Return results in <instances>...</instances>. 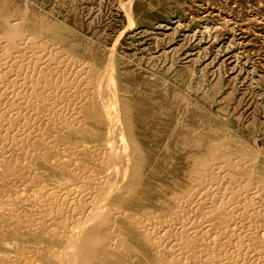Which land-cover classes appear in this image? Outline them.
I'll list each match as a JSON object with an SVG mask.
<instances>
[{
  "label": "rangeland",
  "instance_id": "1",
  "mask_svg": "<svg viewBox=\"0 0 264 264\" xmlns=\"http://www.w3.org/2000/svg\"><path fill=\"white\" fill-rule=\"evenodd\" d=\"M6 17H10V19L14 17L18 19L21 18L22 20L24 19V22L28 24L32 31H40L41 27H45V29L49 28L50 34L45 32V36L47 35L48 38L47 43L51 46L54 44L56 48L60 45L58 49L63 48L68 56L74 57L80 61V63L84 62L87 65L93 66V68L96 67L95 69H98V75L100 74L102 78L104 76L106 80L104 81L103 78L101 81V77L97 76L101 83L108 81L107 70L111 69L112 72L115 71L113 73V82L116 87L114 88L119 94L117 95L120 100H118L119 111L122 109L120 111L123 116L124 124V126H122L124 131L122 130V132H124L123 134L127 140L129 137L131 138V140L129 139L128 141L132 145L133 150L136 151V154L134 152L133 155L140 156V164H142L143 167L139 165V174L136 178V189L133 194L127 199L119 198L114 199L116 203L114 200L112 202L115 206L113 210H116L113 213L119 216L117 218L116 215L114 216L115 222L118 226H121H119L120 228L116 226V228L118 227L119 233L117 232V235L115 232L116 235L112 234L111 238L114 236V238H112L113 244H116L114 246H117V244L121 242L123 247L109 250L104 254L102 253V256L100 255L99 259H96V262H94L95 264H183L184 262V264H210L209 261H211L212 258L211 264H225L224 259H226L227 264L238 263L239 259H242L239 260V262H242L238 264H244V261L245 264H247L252 258L255 260L253 259L250 262L251 264H264V208H262L264 207V194L263 196L260 195L261 198L259 195H256L251 199L250 205L252 207L254 206L253 208H251L249 204H246L243 206V211L240 209V212H247V215L249 214L246 219H243V222L246 224H244L245 228L241 229L240 227L239 229L237 227L238 232H236V230L234 232L229 229L227 230L225 225L222 227L223 224L213 218L214 216L212 213L215 212L216 205L218 206L221 202L223 204L225 202V199H222L224 198L222 194L229 189L228 184L224 183L225 174H228L225 173L227 172L226 169L221 168L222 166H217L218 168L216 169L215 165L213 169V166L210 165L215 164V161H213L211 157H215L219 153L228 154L232 152L240 154L248 161L256 162V168L258 170L261 169L259 171L260 176L263 177L261 180L264 179V172H262L264 171V0H0V24L3 23L2 20ZM108 61L110 63H108ZM114 74H116V77ZM3 103H5L4 100L0 99V104L2 107H5L6 105L4 106ZM1 105L0 108H2ZM14 108L17 111L10 109L11 112L9 111L10 115L8 116L11 118L10 120L13 119L11 122L15 124V128L13 129L15 132L12 131V134L9 133L7 137H2L0 135V264H22V262L23 264H61L62 260H64L62 258L64 256L63 250L65 241L63 236L60 237V234L65 230L68 221L70 223V216L76 208V206L73 205L74 202L70 201V199H72V193H74L76 187V190H78V188L80 190H85L87 186L86 183L88 182L87 180H80L81 182H79V180L71 178L68 174H64L62 170L60 171V169L57 168L54 161L51 160V153L50 155L48 151L41 150L42 147L32 142V140L23 139L22 137L27 133L23 134V136L21 133L23 130H26L27 126L29 127L31 123L26 115H22L28 111L27 106L19 105V107L16 106ZM38 110L33 112L35 114L32 113L33 118L39 121H37V123L35 122L37 124L34 127V129L37 130L36 136L39 137L43 135L45 138H50V136L53 137L51 135L52 129L50 130L49 125L45 123L46 121H40V118L43 119L41 116L44 114L41 111L42 109L39 110L40 113ZM23 123L26 128L23 126ZM50 123L51 122H49V124ZM129 123H131V125ZM20 124L23 127L16 126ZM94 128H98L103 135H101L100 138L88 139V142L91 144L87 143V145L92 147L95 146L99 149V147L106 144L104 141H106L105 135H107L108 128L103 124ZM18 130L20 133H18ZM169 130H171V132ZM209 130H212L210 131L212 134ZM215 130L216 132H214ZM48 132L50 133L48 134ZM179 133L183 134L184 136H182L184 138H182ZM10 134L11 136L9 137ZM179 135L180 137H178ZM38 137L36 138L38 139ZM225 137L226 141H224ZM61 138L64 140L67 137ZM182 139L186 142L182 141ZM193 140L195 141L192 143ZM21 142L27 143L21 144ZM195 143H198V147L201 148L199 149L197 146H193V144L196 145ZM212 143H215V145H211ZM220 143H222L223 146ZM190 144L193 148H191ZM25 145H27V148ZM219 145L221 147L225 145V148H220ZM214 149L218 150L210 152V150ZM222 149L225 152H222ZM234 150L236 152H234ZM242 150L244 153H242ZM144 152L145 154H143ZM66 154L69 153L66 152ZM193 154H196L198 157L201 155L202 158L200 161H202V163L204 160L207 161V166L210 167H207V171L205 172L210 175L212 170V173H216L220 179L224 178L220 180L222 182L218 181L217 177L215 181L212 179V181L215 182L214 184L211 182V179H208L210 178L208 174L207 178L205 172L201 179L204 181L203 183L201 181V183L191 181L194 180L193 169L196 165V163L190 159V155ZM211 154H213V156H211ZM144 156L145 158H143ZM203 156L206 157L207 160ZM67 158L68 156L66 160ZM85 162H88L87 159H85L84 163ZM86 165H88V163H86ZM208 169H210L209 172ZM207 183L209 186L211 185L210 188H208ZM197 184H199V186ZM150 185L151 187L147 188V186ZM63 186H66L64 190L67 191V194H64ZM67 187L70 191L67 190ZM202 187H204L203 189L205 190H203ZM216 187L220 189H215ZM225 187L227 189H225ZM199 189L201 197L198 195L200 193L198 192ZM194 191H197V196L199 197L196 196V192ZM186 192H189L191 196ZM191 192H194V196ZM221 192L222 194H220ZM186 194V198L188 197L187 201L185 197H183ZM142 196L144 198H142ZM170 197L174 199L171 200ZM181 197L185 200L183 201ZM205 197H207V202ZM193 198L195 199L191 201ZM208 198L210 200L212 198V202L208 201ZM176 199L179 202L175 201ZM162 201L163 203L161 204L160 202ZM68 202L71 203L68 204ZM192 202H194L195 205H193ZM252 202H254V204L256 203L257 207H255ZM248 203H250V200ZM206 204H210L211 206L214 205L212 207H210V205L207 207L205 206ZM178 205L181 207H178ZM196 205V208L192 207ZM70 207L73 208V210H71ZM180 208L184 209L180 211ZM117 209L121 212L124 210L128 212V214L132 213L133 218H135L134 221L132 223L127 222L123 216L117 214ZM174 209H179V214L178 212L176 214ZM163 210H165L166 213L160 214ZM200 211H204V214L201 213L203 215L206 214V217H204ZM70 212L71 214L69 216ZM147 212L152 213L146 215L148 214ZM66 213L67 215L65 218L64 216L62 217V215ZM168 213L169 215H167ZM182 213L186 216L184 217ZM208 214H210V217L212 215L213 219H209L210 217H208ZM135 215L138 216V218L135 217ZM152 215L154 216L150 219ZM163 215L167 220L170 218L173 220L176 218L177 221L179 220L178 222L176 221L178 227L176 225L173 228L169 227V224H167L168 221L165 219L166 222L164 218H161ZM179 215L184 217L181 216L183 220ZM145 216L149 217L146 218ZM156 216L158 219L161 216V221L158 220ZM249 216L253 218H249ZM66 217L69 218V220ZM121 217L123 218L121 219ZM136 218L139 219V223L136 222ZM145 218L146 220L150 219V222L144 223ZM154 219L157 221H154ZM59 220L61 222H64V220L68 221H66L64 225L61 224ZM151 220L154 222L159 221V224L157 223L158 225L155 224L153 226ZM162 220L166 225H164ZM251 220H254L252 221V223L254 222L253 224L246 223ZM191 221H194L195 225L196 223L200 224H197L195 227ZM140 223L147 224V226L149 224L151 225V227L149 225L145 233L149 234L150 232L151 235L154 234L152 236H155L159 232V235H156L153 239L151 238L153 243L157 241L156 243L158 246L153 245L152 247L151 245L153 243L151 241L149 242V240L146 241L148 234L145 235L142 230L139 231ZM187 223L190 226L193 224L192 226L195 230L198 228L199 231L194 230V232L189 235L185 246L182 242H179L181 241L179 240V236L181 235L180 231L185 228V226L187 228ZM205 223L207 226H205ZM132 225H135V228H132ZM60 226L64 228L62 227V229ZM210 227L213 228L211 229ZM207 228L208 230H205ZM223 228H226L227 231L223 230ZM249 228L253 229L247 232ZM170 229H173V232L169 233ZM175 229H178V231ZM219 230H221V233ZM239 230L241 231L239 232ZM252 230H254V232ZM153 231L156 233H152ZM211 231L214 236L216 235L215 233H217L216 237L218 236L219 239H216V242L214 241L216 237L213 238V235L211 236ZM197 232H200L201 235L200 233L197 234ZM223 232L224 235L222 234ZM221 234L223 238L225 237L224 240ZM232 234H236L235 237L237 236L238 239H235ZM252 234H254V236L250 237ZM143 235H145V238L141 240ZM198 235L201 240L198 238ZM226 235L228 236L227 239ZM229 235L231 237H229ZM162 237H164V240ZM232 237L233 239H231ZM156 238L158 239L156 240ZM168 238L170 239L169 242H167ZM175 238L177 242L174 240ZM239 238H242L240 239L242 241H240ZM245 238L247 242H245ZM144 240L146 241L145 243H143ZM171 240L173 241L170 242ZM233 240L238 241L234 242V246L231 245L233 244ZM253 240L254 243L252 244ZM202 241H204V244ZM239 241L241 247H239ZM149 243H151V245ZM180 243L183 244L184 247L180 245ZM223 243L227 247H225ZM236 243L239 246H237ZM246 243L248 245H246ZM148 244L150 248H148ZM159 244L160 247L162 246V249L159 247ZM207 244L211 246L209 247ZM196 245H198V247ZM221 245L223 250L222 247H220ZM167 246H169V248ZM204 246L207 247L205 248ZM235 246L236 248H234ZM157 247H159V252L157 251ZM163 247H166L167 250ZM213 247L215 248L213 249ZM186 248L189 250H186ZM209 248H211V250ZM225 250L226 254L224 255ZM254 250L258 256L255 255L256 253ZM113 251L116 256L113 254ZM207 251H209V253H207ZM217 251L220 252L218 253ZM212 252H214L213 256ZM235 252L237 254H235ZM253 252L254 255L251 256ZM187 253L190 254L188 255ZM245 253L246 255L249 254L248 258V255L246 256ZM227 254L229 257L230 255L233 256V254L234 256L229 258ZM194 255L203 256L194 257ZM236 255L238 256L236 257ZM140 256L145 259L140 258ZM180 256H182L184 260H181ZM218 257L220 259L223 258L221 259L222 263L221 261L219 262ZM234 257H236L237 260ZM193 258L194 260H192ZM205 258H207V260ZM229 259H234V261L230 262Z\"/></svg>",
  "mask_w": 264,
  "mask_h": 264
},
{
  "label": "bare ground",
  "instance_id": "2",
  "mask_svg": "<svg viewBox=\"0 0 264 264\" xmlns=\"http://www.w3.org/2000/svg\"><path fill=\"white\" fill-rule=\"evenodd\" d=\"M26 11V10H25ZM27 12V11H26ZM28 13V12H27ZM13 15V14H12ZM28 15V14H26ZM8 16V15H7ZM17 17V15H16ZM20 17V16H19ZM22 17V16H21ZM12 18V17H11ZM29 20V19H28ZM27 21V20H26ZM3 23L0 24V99H3L5 103H3V105L5 107H1L0 108V135L3 137H7L9 133H11L12 131H14L13 129L15 128V124L14 122L12 123L10 120L11 118H9L8 115H10V109H12L13 111H17L14 107L19 105H25L27 106V112L25 114L22 115H26L28 117V119H30L31 123L30 126H27L26 130H23L21 135L23 136V134H25L22 138L25 140H32V142H34L35 144L39 145L40 147H42L41 150L43 151H48L49 154L51 155V160L54 161V163L56 164L57 168L60 169V171L62 170L64 174H68L69 176H71V178H75L76 180H79V182H81L80 180H87L88 183L87 186L85 187L86 189H75L74 193H72V199H70V201H73V205L76 206L75 210L73 211V214L70 216L71 212L69 213L70 216V223H69V216H67L66 218L68 220H64V222H61V224L65 225V222L68 221V224L65 226V230L60 233V237L63 236L64 239V256L62 259V263L63 264H95L94 262H96V259H99V256L105 252H108L109 250H114L117 249L119 247H123L122 243L117 244V246H114L116 244H113L114 242L112 241V238H114V236L111 238L112 234L114 235L115 232L117 234V232L119 233V230L117 229L119 226L121 225H117L115 222V215L113 212L116 210H113V208H115V206L112 204L114 199H127L129 198L133 192L136 189V178L139 174V165L140 164V156H134L133 153L136 151L133 150L132 145L129 143V139L131 140V138L129 137V139L127 140L125 138V135L123 134L124 132H122V126H124L123 124V116L121 114V110L119 111V103H118V98L117 95H119L117 93V90L115 89V85L113 82V73L111 69L107 70L108 74V81L107 82H103L101 83L99 77H101V75L97 73V70L95 68H93V66L87 65L86 63H80V61H78L77 59H75L74 57L68 56L66 54V52L63 50V48H59L58 47L60 45H58V47L56 48L54 44L49 45L47 43L48 38L47 35L45 36L46 33H49V28L45 29L41 27L40 31H32L31 28H29L28 24L26 22H24V19L22 20L21 18H13L10 19V17H6L3 18L2 20ZM49 23V22H48ZM42 24V23H41ZM32 26V25H31ZM50 27V25H49ZM46 32V33H45ZM52 33V32H51ZM50 34V33H49ZM57 35V34H56ZM59 36V35H58ZM49 37V36H48ZM63 38V37H61ZM50 40V39H49ZM62 40V39H61ZM48 44V45H47ZM58 44V43H57ZM56 44V45H57ZM61 44V43H60ZM62 47V46H61ZM88 50V49H87ZM65 53H64V52ZM90 51V50H89ZM82 52V50H81ZM88 52V51H87ZM85 53V52H84ZM71 55V54H70ZM83 55V54H82ZM86 55V54H85ZM88 56V55H87ZM88 58V57H87ZM81 60V58H80ZM82 61V60H81ZM111 61V59H110ZM108 63H110L108 61ZM112 64V63H111ZM92 65V64H91ZM109 65V64H108ZM107 65V66H108ZM96 66V65H95ZM106 66V65H105ZM113 66V65H112ZM98 67V66H97ZM111 67V66H110ZM112 68V67H111ZM114 68V66H113ZM105 69V68H104ZM109 69V67H108ZM103 70V69H102ZM116 70V69H113ZM101 71V69H100ZM105 72V71H104ZM105 75V74H104ZM116 77V74H114ZM104 78V76H103ZM103 78L101 77V81L103 80ZM116 79V78H114ZM104 81L105 78H104ZM116 81V80H114ZM117 82V81H116ZM118 86V84H117ZM115 87V88H114ZM116 90V91H115ZM117 93V94H116ZM122 95V94H121ZM120 95V96H121ZM125 98V97H124ZM2 101V100H1ZM120 101V100H119ZM125 101V100H124ZM3 102V101H2ZM121 105V104H120ZM121 107V106H120ZM21 108V107H20ZM124 108V107H123ZM18 109V108H17ZM40 110L44 113L41 117L43 119L40 118L41 122H45L47 123V125H49L50 130H51V135L53 137L50 136V138H45L43 135L41 136H36V131L34 129V127L37 125V121L36 119L33 118V112H35L36 110ZM128 109V108H127ZM38 110V112H39ZM10 111V112H9ZM9 113V114H8ZM15 113V112H14ZM33 113V114H32ZM40 113V112H39ZM124 113V112H123ZM16 114V113H15ZM42 114V113H41ZM19 115V114H18ZM124 115V114H123ZM166 115V114H165ZM16 116V115H15ZM129 116V115H128ZM168 116V115H167ZM170 116V115H169ZM37 118V117H36ZM171 118V117H170ZM17 119V118H16ZM23 119V118H22ZM27 119V120H28ZM126 119V118H124ZM174 119V118H173ZM129 121V119H128ZM131 121V120H130ZM170 121V120H169ZM174 121V120H172ZM28 122V121H27ZM36 122V123H35ZM39 122V121H38ZM49 122H51L49 124ZM144 122V121H143ZM168 122V121H167ZM183 122V121H182ZM141 123V122H140ZM40 124V123H39ZM106 125L108 128L107 131V135H105V140L104 142H106L105 145H103L102 147H99V149L95 146H89L87 145L88 139H95V138H100L101 135H103L98 128H94L97 127L99 125ZM131 125V123H129ZM165 124V123H164ZM167 124V123H166ZM169 124V122H168ZM176 124V122H175ZM29 125V123H28ZM172 125V124H171ZM174 125V124H173ZM177 125V124H176ZM16 126H22L20 125H16ZM23 126L26 128V126L23 123ZM22 126V127H23ZM39 126V125H38ZM180 126V125H178ZM48 127V128H49ZM132 127V126H131ZM184 127V126H183ZM24 128V129H25ZM103 128V127H102ZM125 128V127H124ZM127 128V127H126ZM175 128V127H174ZM22 129V128H21ZM43 129V128H42ZM41 129V130H42ZM173 129V128H172ZM176 130V128H175ZM21 131V130H20ZM49 131V130H48ZM104 131V130H103ZM124 131V130H123ZM171 132V130H169ZM183 131V129H182ZM185 131V130H184ZM187 131V130H186ZM189 131V130H188ZM212 130H209V132ZM221 131V130H220ZM219 131V132H220ZM223 131V130H222ZM15 132V131H14ZM39 132V131H38ZM106 132V131H105ZM133 132V130H132ZM131 132V133H132ZM193 132V131H192ZM216 132V130L214 131ZM18 133L19 130H18ZM50 132H48L49 134ZM173 133V132H172ZM170 133V134H172ZM181 133V131H180ZM179 133V134H180ZM198 133V132H197ZM211 133V132H210ZM222 133V132H221ZM12 134V133H11ZM11 134L9 135V137L11 136ZM15 134V133H14ZM204 134V133H203ZM212 134V133H211ZM219 134V133H218ZM39 135V134H38ZM132 135V134H131ZM175 135V134H174ZM181 136L183 134H180ZM180 135L178 137H180ZM186 135V134H185ZM205 135V134H204ZM19 136V135H18ZM48 136V135H47ZM46 136V137H47ZM127 136V134H126ZM184 136V135H183ZM182 136V138H184ZM187 136V135H186ZM189 136V135H188ZM194 136V134H193ZM203 136V135H202ZM224 136V135H223ZM16 137V136H15ZM21 137V136H20ZM38 137V139L36 138ZM61 137H64L66 139H62ZM135 137V136H134ZM177 137V136H176ZM221 137V136H220ZM227 137V136H226ZM226 137L225 140L226 141ZM17 138V137H16ZM173 138V137H172ZM186 138V137H185ZM188 138V137H187ZM214 138V137H213ZM217 138V137H216ZM215 138V139H216ZM5 139V138H4ZM11 139V138H10ZM20 139V138H19ZM18 139V140H19ZM22 139V140H23ZM200 139V138H199ZM219 139V137H218ZM221 139V138H220ZM233 139V138H232ZM235 139V138H234ZM2 140V139H1ZM16 140V139H15ZM69 140V142H68ZM177 140V139H176ZM213 140V139H212ZM217 140V139H216ZM223 140V139H222ZM236 140V139H235ZM234 140V141H235ZM4 141V140H3ZM6 141V140H5ZM94 141V140H93ZM166 141V140H165ZM182 141H185L184 139H182ZM195 140L192 141V143ZM228 141V140H227ZM71 142V143H70ZM178 142V140H177ZM186 142V141H185ZM184 142V143H185ZM198 142V141H196ZM221 142V141H219ZM230 142V141H229ZM233 142V141H232ZM5 143V142H4ZM7 143V142H6ZM12 143V142H11ZM10 143V144H11ZM23 142H21L22 144ZM25 143V142H24ZM23 143V144H24ZM27 143V142H26ZM25 143V144H26ZM165 143V142H164ZM172 143V142H171ZM183 143V142H181ZM224 143V142H222ZM222 143H220L222 145ZM235 143V142H233ZM91 144V143H90ZM100 144V143H98ZM162 144V143H161ZM168 144V143H167ZM170 144V143H169ZM179 144V143H178ZM177 144V145H178ZM196 144V143H195ZM207 144V143H206ZM215 145V143H212L211 145ZM17 145V144H16ZM97 145V144H96ZM102 145V144H101ZM100 145V146H101ZM163 145V144H162ZM184 145V144H183ZM218 145V144H217ZM228 145V144H227ZM240 145V144H239ZM243 145V144H242ZM27 148V145H25ZM24 146V147H25ZM181 146V145H180ZM191 146V144H190ZM193 146H197L198 147V143L196 145L193 144ZM220 146V145H219ZM223 146V145H222ZM15 147V146H14ZM31 147V146H30ZM29 147V148H30ZM160 147V146H159ZM169 147V146H168ZM204 147V146H203ZM202 147V148H203ZM242 147V146H241ZM244 147V146H243ZM8 148V147H7ZM140 148V147H139ZM188 148V147H187ZM191 148H193L191 146ZM199 148V147H198ZM201 148V147H200ZM199 148V149H200ZM218 148V147H216ZM220 148H225L221 147ZM236 148V145H235ZM132 149V150H130ZM198 149V150H199ZM219 149V148H218ZM217 149V150H218ZM242 149V148H241ZM245 149V148H244ZM137 150V149H136ZM167 150V149H165ZM179 150V149H178ZM196 150V149H194ZM193 150V151H194ZM217 150H210L211 151H217ZM223 150V149H222ZM140 151V150H139ZM201 151V150H199ZM220 151V150H219ZM227 151V149H226ZM229 151V150H228ZM231 151V150H230ZM243 151V150H242ZM248 151V150H247ZM69 153V154H66ZM152 152V151H151ZM222 152H225L224 150ZM234 152H236L234 150ZM185 153V152H184ZM244 153V151L242 152ZM247 153V152H245ZM17 154V153H16ZM30 154V153H29ZM145 154V152L143 153ZM169 154V153H168ZM198 154V153H197ZM31 155V154H30ZM161 155V154H160ZM200 155V154H199ZM206 155V153H205ZM204 155V156H205ZM236 155V156H235ZM247 155V154H245ZM68 156L67 160L66 157ZM166 156V155H165ZM203 156V157H204ZM211 156H213V154H211ZM256 156V155H254ZM200 157V159H199ZM197 156L196 154L190 155V159H192L194 161V163H196V165L194 166L193 169V177L194 180L191 181H196L197 182H204L202 181V177L204 175V172L207 171V167L210 168L207 163V161L204 160V162L202 163L201 160V155ZM214 157V156H213ZM211 157L213 159V161H215V164H210L214 166L217 169L219 166H222L221 168L226 169L228 175H226L225 173V179L224 178H219L217 176L216 173H212L211 170V174L209 175V173L205 172V175L207 176V174L210 176L211 182L215 181V179H217L218 177V181L224 179V183L228 184V190L222 194V192L220 194H222V196H224L225 202L224 204L221 202V204H219L218 206L216 205V209L215 212L212 213L213 216L210 214H208V217H210L209 219H211L212 217L214 219H216L217 221H219L221 224H223L222 227L227 228V230H231L232 232H234L236 230V232H238L237 227L240 229L245 228L244 226L246 225L245 222H243V219L246 217H248L247 212H240V209L243 211V206H245L246 204H251V199H253L254 196L256 195H261L263 196L264 192V186H263V182L264 179L261 180L263 177L260 176L259 171L256 168V162L255 161H248L247 159L244 158V156L240 155V154H236V153H228V154H223V153H219L217 154L214 158ZM247 157V156H246ZM257 157V156H256ZM47 158V156H46ZM145 158V156L143 157ZM147 158V157H146ZM175 158V157H174ZM206 159V157H204ZM254 158V157H253ZM69 159V160H68ZM85 159H87L88 162H85ZM178 159V158H177ZM35 160V159H34ZM147 160V159H146ZM207 160V159H206ZM144 161V160H143ZM179 161V160H178ZM177 161V162H178ZM142 162V161H141ZM169 162V161H168ZM206 162V163H205ZM210 162V159H209ZM34 163V162H33ZM86 163H88V165H86ZM179 163V162H178ZM211 163V162H210ZM258 163V161H257ZM30 165V164H29ZM93 165V166H92ZM211 166V167H212ZM218 166V167H217ZM53 167V165H52ZM143 167V165H142ZM150 167V166H149ZM171 167V166H170ZM178 167V166H177ZM180 167V166H179ZM168 168V167H167ZM262 168V167H261ZM54 169V168H53ZM144 169V168H143ZM157 169V168H156ZM142 170V169H141ZM155 170V169H154ZM170 170V169H168ZM210 169H208L209 172ZM220 170V169H219ZM156 171V170H155ZM178 171V170H177ZM188 171V169H187ZM214 171V170H213ZM57 172V171H56ZM170 172V171H168ZM264 172V171H262ZM142 173V172H141ZM167 173V172H166ZM165 173V174H166ZM177 173V172H176ZM261 173V172H260ZM29 174V172H28ZM174 174V173H173ZM191 174V173H190ZM213 174V175H212ZM264 174V173H263ZM219 175V174H218ZM17 176V175H16ZM28 176V175H27ZM32 176V175H31ZM141 176V175H140ZM152 176V175H151ZM159 176V175H158ZM167 176V175H166ZM170 176V175H169ZM220 176V175H219ZM15 177V176H14ZM142 177V176H141ZM156 177V176H155ZM160 177V176H159ZM179 178V177H178ZM206 178V179H207ZM9 179V178H8ZM174 179V177H173ZM172 179V180H173ZM212 179H214L212 181ZM158 180V179H157ZM180 180V179H179ZM174 181V180H173ZM176 181V180H175ZM190 181V182H191ZM208 181V180H207ZM217 181V182H218ZM85 182V181H83ZM164 182V181H163ZM180 182V181H179ZM188 182V181H187ZM200 182V183H201ZM210 182V181H209ZM222 182V181H220ZM14 183V182H13ZM77 183V182H76ZM149 183V182H148ZM172 183V182H171ZM206 183V182H205ZM215 184V182H213ZM219 183V182H218ZM71 184V183H70ZM69 184V186H70ZM75 184V183H74ZM83 184V183H82ZM81 184V185H82ZM147 184V183H146ZM164 184V183H163ZM208 184V183H207ZM222 184V183H221ZM76 185V184H75ZM79 185V184H77ZM80 185V186H81ZM84 185V184H83ZM143 185V184H142ZM141 185V186H142ZM154 185V184H153ZM171 185V184H170ZM195 185V184H193ZM199 186V184H197ZM79 186V187H80ZM85 186V185H84ZM83 186V187H84ZM162 186V185H161ZM196 186V185H195ZM208 188H210L209 184L207 185ZM213 186V184H212ZM216 186V185H215ZM214 186V187H215ZM66 187V186H65ZM63 186V190L65 188ZM75 187V186H74ZM151 187L150 186H147ZM166 187V186H165ZM193 187V186H192ZM221 187V186H219ZM216 187L215 189L219 188ZM73 188V187H72ZM81 188V187H80ZM154 188V187H153ZM171 188V187H170ZM190 188V187H189ZM201 188V187H200ZM204 187H202L203 189ZM212 188V187H211ZM62 189V188H61ZM165 189V188H163ZM214 189V190H215ZM220 189V188H219ZM225 189H227L225 187ZM68 190V187H67ZM72 190V189H71ZM74 190V189H73ZM143 190V189H142ZM162 190V189H161ZM166 190V189H165ZM193 190V189H192ZM198 190V188H197ZM205 190V189H203ZM202 190V191H203ZM70 191V190H68ZM137 191V190H136ZM144 191V190H143ZM146 191V190H145ZM189 191V190H188ZM191 191V189H190ZM217 191V190H216ZM222 191V190H219ZM42 192V191H41ZM64 194H67L64 190ZM157 192V191H156ZM179 192V189H178ZM196 192V196H197V191ZM193 192V193H194ZM200 192V189L199 191ZM210 192V191H209ZM214 192V191H213ZM63 193V192H62ZM142 193V192H141ZM161 193V192H160ZM167 193V192H166ZM189 194V192H186ZM192 193V192H191ZM192 193V195L194 196V194ZM203 193V192H202ZM217 193V192H216ZM215 193V195H216ZM260 193V194H259ZM70 194V193H68ZM139 194V193H138ZM148 194V193H147ZM168 194V193H167ZM201 192L198 194L200 196ZM208 194V193H206ZM212 194V193H211ZM210 194V196H211ZM136 195V194H135ZM166 195V194H165ZM180 195V194H179ZM213 195V196H215ZM47 196V195H46ZM53 196V195H52ZM137 196V195H136ZM150 196V195H149ZM147 196V197H149ZM169 196V195H168ZM175 196V195H174ZM181 196V195H180ZM187 194L184 195L183 197L186 198ZM191 196V195H190ZM197 196V197H199ZM203 196V195H202ZM207 196V195H206ZM218 196V195H217ZM260 196V198H261ZM65 197V196H64ZM134 197V195H133ZM153 197V195H152ZM178 197V196H177ZM201 197V196H200ZM204 197V196H203ZM212 197V196H211ZM216 197V196H215ZM258 197V196H257ZM60 198V197H59ZM67 198V197H66ZM71 198V197H69ZM142 198H144L142 196ZM161 198V197H160ZM180 198V197H178ZM182 198V197H181ZM207 197H205L206 200ZM221 198V196H220ZM263 198V197H262ZM6 199V198H5ZM57 199V198H56ZM64 199V198H63ZM68 199V198H67ZM162 199V198H161ZM164 199V198H163ZM171 199V197H170ZM172 199H174L172 197ZM171 199V200H172ZM183 199V198H182ZM183 199V201L185 200ZM195 198L191 199L194 200ZM199 199V198H197ZM196 199V200H197ZM209 199V198H208ZM60 200V199H59ZM66 200V199H65ZM137 200V199H136ZM155 200V199H154ZM180 200V199H179ZM200 200V199H199ZM203 200V199H202ZM201 200V201H202ZM204 200V201H205ZM212 200V198H211ZM210 199L208 201H211ZM250 200V203H248ZM264 200V199H263ZM67 201V200H66ZM115 201V200H114ZM144 201V200H143ZM174 201V200H173ZM175 201H178L177 199ZM200 201V202H201ZM220 201V200H219ZM138 202V201H137ZM142 202V201H141ZM166 202V201H165ZM179 202V201H178ZM190 202V201H188ZM207 202V200H206ZM205 202V203H206ZM212 202V201H211ZM257 202V201H256ZM262 202V200H261ZM65 203V201H64ZM71 202H68V204ZM116 203V201H115ZM133 203V202H132ZM136 203V201H135ZM149 203V202H147ZM161 204L163 203L160 202ZM167 203V202H166ZM165 203V204H166ZM193 205L194 202H192ZM210 203V202H209ZM254 204V202H252ZM258 203V202H257ZM62 204V203H61ZM113 206H112V205ZM152 204V203H151ZM179 204V203H177ZM186 204V203H183ZM201 204V203H200ZM208 204V203H207ZM205 205V206H209V205ZM252 204V205H253ZM259 204V203H258ZM66 205V204H65ZM111 205V206H110ZM132 205V204H130ZM143 205V204H142ZM158 205V204H157ZM174 205V204H173ZM214 205V204H213ZM212 205V206H213ZM255 207L256 203L254 204ZM123 206V205H122ZM127 206V205H126ZM150 206V204H149ZM152 206V205H151ZM155 206V205H154ZM159 206V205H158ZM162 206V205H161ZM180 205H178L179 207ZM201 206V205H200ZM210 205V207H212ZM251 206V205H250ZM19 207V206H18ZM63 207V206H62ZM112 207V208H111ZM118 207V206H117ZM141 207V206H139ZM181 207V206H180ZM191 207V206H190ZM189 207V209H190ZM193 208L197 207L196 206H192ZM191 207V209H192ZM199 207V206H198ZM254 207V206H253ZM251 206V208H253ZM260 207V206H259ZM262 207V206H261ZM160 208V207H159ZM168 208V207H167ZM173 208V207H171ZM206 208V207H205ZM264 208V207H262ZM71 210H73V208L70 207ZM154 209V207H153ZM169 209V208H168ZM181 209L184 208H180ZM214 209V208H211ZM49 210V209H48ZM57 210V209H56ZM119 209H117V214H120L121 216H123L125 218V220L127 222H133L135 218H133L132 213L128 212H124L122 211H118ZM129 210V209H128ZM155 210V209H154ZM158 210V209H157ZM172 210V209H171ZM176 214L179 211L174 209ZM196 210V209H195ZM203 210V209H202ZM208 210V209H207ZM253 210V209H252ZM260 210V208H259ZM70 211V210H69ZM66 211V212H69ZM132 211V209H131ZM137 211V210H136ZM170 211V209H169ZM168 211V212H169ZM206 211V209H205ZM257 211V210H256ZM264 211V210H263ZM48 212V211H47ZM63 212V211H62ZM139 212V210H138ZM144 212V211H143ZM150 212V210H149ZM165 210H163V212H161L160 214L164 213ZM171 212V211H170ZM174 212V211H173ZM189 212V211H188ZM194 212V211H193ZM202 211H200L201 213ZM204 212V211H203ZM202 212V213H203ZM211 212V211H209ZM259 212V211H258ZM257 212V213H258ZM61 213V212H60ZM65 213V212H64ZM145 213V212H144ZM148 213V212H147ZM152 213V212H151ZM151 213H148L146 215H149ZM166 213V212H165ZM181 213V212H180ZM185 213V212H184ZM184 213L183 216H184ZM191 213V212H190ZM189 213V214H190ZM195 213V212H194ZM197 213V212H196ZM201 213V214H202ZM205 213V212H204ZM203 213V214H204ZM256 213V212H255ZM62 214V213H61ZM155 214V213H154ZM179 214V212H178ZM200 214V215H201ZM202 214V215H203ZM56 215V214H55ZM67 215V213L65 215H62V217ZM137 215V214H136ZM138 218V216H136ZM145 215V214H142ZM156 215V214H155ZM158 215V214H157ZM169 215V213L167 214ZM191 215V214H190ZM206 215V214H205ZM205 215H203L204 217H206ZM253 215V213H252ZM251 215V216H252ZM154 215L151 216L150 219H152ZM162 216V215H161ZM160 216V217H161ZM180 216V215H179ZM182 216V215H181ZM180 216V217H181ZM182 216V217H183ZM186 216V215H185ZM184 216V217H185ZM198 216V215H197ZM58 217V215H57ZM60 217V218H62ZM119 217L116 215V218ZM121 217V219L123 218ZM146 217V216H145ZM149 217V216H147ZM146 217V218H147ZM159 217V216H158ZM158 220H160L161 217ZM166 217V216H165ZM168 217V216H167ZM173 217V216H171ZM178 217V216H177ZM181 217V219H182ZM183 217V218H184ZM200 217V216H198ZM197 217V218H198ZM202 217V216H201ZM59 218V219H60ZM63 218V219H64ZM136 218V222H138L139 219ZM141 218V216H140ZM144 218V217H143ZM144 223L146 222H150L148 219V221L146 220ZM155 218V217H154ZM187 218V217H186ZM193 218V217H192ZM212 218V219H213ZM249 218H253L250 217ZM261 218V217H260ZM166 218H164L165 220ZM189 219V218H188ZM201 219V218H200ZM259 219V218H258ZM62 220V219H61ZM120 220V219H119ZM144 220V219H142ZM167 220V219H166ZM165 220V221H166ZM175 220V221H174ZM168 219V223L169 227H175L176 224V218L175 219ZM183 220V219H182ZM194 220V219H193ZM208 220V219H206ZM264 220V219H263ZM40 221V220H39ZM123 221V220H122ZM141 221V220H140ZM154 221H157L154 219ZM151 220V224L154 226L155 224H159L158 222H154ZM161 221V220H160ZM166 221V222H167ZM179 221V220H178ZM177 221V222H178ZM181 221V220H180ZM188 221V220H187ZM186 221V222H187ZM214 221V220H211ZM210 221V222H211ZM246 221V220H245ZM251 220L250 222H246V223H252ZM48 222V221H47ZM119 222V221H118ZM125 222V221H124ZM143 222V221H142ZM154 222V224H153ZM162 222L164 223V221L162 220ZM160 222V223H162ZM183 222V221H182ZM193 224L195 225L194 221ZM197 222V221H196ZM199 222V220H198ZM205 222V221H204ZM209 222V221H208ZM216 222V221H215ZM126 223V222H125ZM135 223V222H134ZM133 223V224H134ZM139 223V222H138ZM162 223V224H163ZM189 223V222H188ZM187 223V224H188ZM207 223V221H206ZM205 223V226H207ZM212 223V222H211ZM254 223V222H253ZM252 223V224H253ZM257 224H260L258 222H256ZM36 224V223H35ZM39 224V223H38ZM60 224V225H61ZM137 224V223H136ZM157 224V225H158ZM184 224V222H183ZM186 224V223H185ZM192 224V225H193ZM198 223H196L197 225ZM200 224V223H199ZM198 224V225H199ZM210 224V223H209ZM245 224V225H244ZM48 225V224H47ZM58 225V224H57ZM63 225V226H64ZM125 225V224H124ZM127 225V223H126ZM150 225V224H149ZM149 225L147 226V224H139V231L142 230L144 233L145 231L148 230ZM156 225V227H157ZM164 225H166L164 223ZM180 225V222H179ZM190 226L188 224L187 228L185 226V228H181L182 230L181 235L179 236V242H182L184 245L187 243V239L189 238V235L194 232L195 228L193 226ZM195 225V227H196ZM264 225V224H263ZM262 225V228H263ZM62 226V227H63ZM116 226H118L116 228ZM131 226V225H129ZM138 226V225H137ZM177 226V225H176ZM181 226V225H180ZM182 226V227H184ZM204 226V225H202ZM209 226V225H208ZM211 226V225H210ZM214 226V225H213ZM253 226V225H252ZM251 226V227H252ZM259 226V225H258ZM261 226V225H260ZM52 227V226H51ZM61 227V226H60ZM61 227V228H62ZM151 227V225H150ZM178 227V226H177ZM200 227V226H198ZM249 227V226H248ZM256 227V226H255ZM64 228V227H63ZM62 228V229H63ZM120 228V227H119ZM125 228V227H124ZM132 228H135V225H132ZM155 228V227H153ZM160 228V225H159ZM163 228V227H161ZM206 228V227H205ZM211 228V227H210ZM213 228V227H212ZM211 228V229H212ZM216 228V227H215ZM226 228L223 230H226ZM247 228V226H246ZM259 228V227H258ZM167 229V228H166ZM179 229V228H178ZM178 229H175L176 231H178ZM202 229V228H201ZM253 229V228H251ZM250 228L247 229V232L251 230ZM255 229V228H254ZM257 229V227H256ZM261 229V228H260ZM59 230V229H58ZM121 230V229H120ZM126 230V229H125ZM151 230V229H150ZM159 230V229H158ZM161 230V229H160ZM165 230V229H164ZM162 230V231H164ZM173 229H170V232ZM174 230V231H175ZM198 230V228H197ZM195 230V231H197ZM205 230H208L205 229ZM204 230V231H205ZM215 230V229H214ZM226 230V231H227ZM258 230V229H257ZM62 231V230H59ZM157 231V230H156ZM166 231V230H165ZM164 231V232H165ZM199 231V230H198ZM202 231V232H204ZM210 231V230H209ZM213 231V230H212ZM211 231V236L213 235ZM221 230H219L220 232ZM225 231V233H226ZM241 230H239L240 232ZM254 232V230H252ZM47 232V231H46ZM56 232V231H55ZM132 232V231H130ZM235 232V233H236ZM245 232V230H244ZM36 233V232H35ZM50 233V232H48ZM47 233V234H48ZM141 233V232H140ZM152 233H156V232H152ZM161 233V231H160ZM163 233V232H162ZM175 233V232H174ZM173 233V234H174ZM179 233V232H178ZM200 232H197V234ZM215 233V231H214ZM221 233V232H220ZM229 233V232H228ZM242 233V232H241ZM261 233V232H259ZM115 234V235H116ZM124 234V233H123ZM136 234V233H135ZM148 233H145V235H147ZM196 234V235H197ZM217 235V233H215ZM224 235V232L222 233ZM221 234V237H222ZM230 234V233H229ZM239 234V233H238ZM247 234V233H246ZM258 234V233H257ZM46 235V234H45ZM53 235V234H52ZM56 235V234H54ZM59 235V234H58ZM118 235V234H117ZM145 235H143L144 239ZM154 235V234H152ZM151 233L149 232L146 241L149 240V242L151 241V238L153 239L155 236H152ZM169 235V234H168ZM195 235V237H196ZM201 235V233H200ZM205 235V234H204ZM216 235H213V238L216 237ZM220 235V234H219ZM228 235V234H227ZM226 235V239L227 236ZM234 235V234H232ZM236 235V234H235ZM235 235L233 237H235ZM242 235V234H241ZM125 236V235H124ZM152 236V237H151ZM162 236V235H160ZM171 236V235H170ZM192 236V235H191ZM194 236V235H193ZM199 236V235H198ZM197 236V237H198ZM206 236V235H205ZM240 236V235H239ZM238 236V237H239ZM254 234H252L253 237ZM257 236V235H256ZM55 237V236H54ZM118 237V236H116ZM172 237V236H171ZM194 237V238H195ZM208 237V236H207ZM229 237H231L229 235ZM233 237L231 239H233ZM246 237V236H245ZM248 237V236H247ZM258 237V236H257ZM119 238V237H118ZM124 238V237H123ZM164 240V237H162ZM178 238V237H177ZM192 238V237H191ZM200 238V236L198 237ZM212 238V237H211ZM208 238V239H211ZM223 238V237H222ZM225 238V237H224ZM223 238V240H224ZM237 238V236L235 237V239ZM243 238V237H242ZM242 238H239L242 239ZM158 238H156L157 240ZM172 239V238H171ZM207 239V241H208ZM216 239H219L218 236L214 239V241ZM225 239V240H226ZM238 239V238H237ZM119 240V239H117ZM116 240V241H117ZM169 238L168 241L169 242ZM176 241V238L174 239ZM191 240V239H190ZM201 240V238H200ZM222 240V239H221ZM220 240V241H221ZM222 240V241H223ZM230 240V239H229ZM139 241V240H138ZM144 240L143 243L146 242ZM153 241V240H152ZM151 241V242H152ZM159 241V240H158ZM166 241V240H165ZM173 240H171L170 242H172ZM193 241V240H191ZM210 241V240H209ZM213 241V239H212ZM219 241V242H220ZM237 240H233V245L234 246V242H236ZM242 241V240H240ZM239 241V244H240ZM250 241V239H249ZM248 241V242H249ZM260 241V240H259ZM258 241V242H259ZM63 242V241H62ZM141 242V243H142ZM157 242V241H156ZM156 242H152L153 244L151 245V243H149L152 247L153 245L158 246V244ZM160 242V241H159ZM163 242V241H162ZM177 242V241H176ZM189 242V241H188ZM204 241H202L203 243ZM211 242V241H210ZM216 242V241H215ZM214 242V243H215ZM225 242V241H224ZM228 242V241H227ZM238 242V241H237ZM245 242L246 238H245ZM116 243V242H115ZM201 243V242H199ZM213 243V245H214ZM221 243V242H220ZM226 243V242H225ZM231 243V242H228ZM242 243V242H241ZM244 243V241H243ZM254 243V240L252 241V244ZM149 244L147 245L148 248ZM163 244V243H162ZM161 244V245H162ZM172 244V243H171ZM183 244L180 243V245L183 246ZM204 244V243H203ZM211 244V243H210ZM224 244V243H223ZM237 244V243H236ZM235 244V245H236ZM245 244V243H244ZM256 244V243H255ZM136 245V244H135ZM164 245V244H163ZM166 245V244H165ZM173 245V244H172ZM176 245V244H175ZM178 245V244H177ZM192 245V243H191ZM190 245V246H191ZM199 245V244H198ZM198 245H196L198 247ZM212 245V244H211ZM210 245V246H211ZM217 245V244H215ZM219 245V244H218ZM225 245V244H224ZM230 245V246H231ZM246 245H248L246 243ZM245 245V246H246ZM251 245V244H250ZM258 245V243H257ZM264 245V244H263ZM127 246V245H126ZM144 246V245H143ZM186 246V245H185ZM189 246V245H188ZM207 246H209L207 244ZM207 246H204L205 248ZM209 246V247H210ZM229 246V245H228ZM237 246H239L237 244ZM244 246V245H243ZM242 246V247H243ZM253 246V245H251ZM250 246V248H251ZM139 247V246H138ZM141 247V246H140ZM155 247V246H154ZM160 247V244H159ZM159 247H157V251L159 250ZM162 247V246H161ZM160 247V248H161ZM169 248V246H167ZM172 247V246H171ZM180 247V246H179ZM184 247V246H183ZM194 247V246H192ZM222 247V245L220 246ZM219 247V248H220ZM225 247H227L225 245ZM224 247V248H225ZM241 247V244L240 246ZM238 247V249H239ZM143 248V247H142ZM166 249V247H163ZM190 248V247H189ZM212 248V247H211ZM211 248H209L211 250ZM215 247H213L214 249ZM230 248V247H229ZM232 248V247H231ZM236 248V246L234 247ZM245 248V247H243ZM248 248V246H247ZM246 248V249H247ZM138 249V248H137ZM162 249V248H161ZM182 249V248H181ZM237 249V251H238ZM254 249V248H253ZM263 249V248H262ZM135 250V249H134ZM149 250V249H148ZM167 250V249H166ZM173 250V249H172ZM180 250V249H177ZM175 250V251H177ZM183 250V249H182ZM181 250V251H182ZM186 250H189L186 248ZM185 250V251H186ZM193 250V249H192ZM209 250V251H210ZM218 250V249H217ZM223 250V247H222ZM228 250V249H226ZM226 250L224 255L226 254ZM245 250V249H244ZM145 251V249H144ZM199 251V249H198ZM209 251H207V253H209ZM235 251V250H234ZM246 251V250H245ZM248 251V249H247ZM255 251V250H254ZM159 252V251H158ZM174 252V250H173ZM188 252V251H186ZM215 252V250H214ZM214 252H212V256L214 255ZM218 253L220 251H217ZM222 252V251H221ZM232 252V250H231ZM230 252V253H231ZM112 253V252H110ZM132 253V252H131ZM129 253V254H131ZM139 253V252H138ZM170 253V252H169ZM181 253V252H180ZM191 253V252H190ZM189 253V254H190ZM206 253V254H207ZM216 253V252H215ZM249 253V252H248ZM256 253V251H255ZM58 254V253H57ZM60 254V252H59ZM114 254V251H113ZM133 254V253H132ZM160 254V253H158ZM186 254V253H185ZM188 254V253H187ZM188 254V255H189ZM205 254V253H204ZM203 254V255H204ZM232 254V253H231ZM235 254H237L235 252ZM251 254V253H250ZM56 255V254H54ZM115 255V254H114ZM184 255V254H182ZM202 255V256H203ZM218 255V254H217ZM223 255V254H221ZM223 255V257H225ZM230 255V254H229ZM243 255V254H242ZM246 255V253H245ZM243 255V256H245ZM248 255V256H247ZM247 258L249 257V254H247ZM254 255V252L251 256ZM257 255V253L255 254ZM102 256V255H101ZM108 256V254H107ZM105 256V257H107ZM116 256V255H115ZM198 257H202L197 255ZM194 255V257H197ZM205 256V255H204ZM232 255H230L231 257ZM234 256V254H233ZM232 256V257H233ZM238 255H236L237 257ZM258 256V255H257ZM264 256V255H263ZM114 257V256H113ZM132 257V256H131ZM181 260L183 259L182 256ZM217 257V256H216ZM220 257V256H219ZM219 262L221 261V259L223 258H219ZM222 257V256H221ZM227 257L228 254H227ZM226 257V258H227ZM229 257V258H230ZM234 257V258H236ZM56 258V257H55ZM67 258V260H66ZM104 258V257H102ZM100 258V259H102ZM109 258V257H108ZM133 258V257H132ZM140 258H144L141 257ZM158 258V257H157ZM212 258V257H211ZM239 258V257H238ZM53 259V258H52ZM145 259V258H144ZM199 259V258H198ZM203 259V258H201ZM200 259V260H201ZM207 260V258H205ZM228 259V258H227ZM245 259V258H244ZM250 259V258H249ZM254 258H252L253 260ZM105 260V259H103ZM111 260V259H109ZM118 260V259H116ZM174 260V259H173ZM184 260V259H183ZM194 260V258L192 259ZM213 260V258H212ZM211 260V261H212ZM215 260V259H214ZM217 260V259H216ZM225 260V264H227L226 259ZM223 260V261H224ZM230 260V259H229ZM237 260V258H236ZM235 260V261H236ZM242 260V259H239ZM238 263L242 262L240 261ZM246 260V259H245ZM248 260V259H247ZM251 260V261H252ZM255 260V259H254ZM11 261V260H10ZM98 261V260H97ZM106 261V260H105ZM113 261V260H112ZM119 261V260H118ZM147 261V260H145ZM180 261V260H179ZM186 261V260H185ZM202 261V260H201ZM205 261V260H204ZM211 261H209V263L211 264ZM233 262V260H230V262ZM250 261V262H251ZM257 261V259H256ZM259 261V260H258ZM61 262V261H59ZM100 262V261H98ZM97 262V263H98ZM110 262V261H108ZM114 262V261H113ZM112 262V263H113ZM163 262V260H162ZM177 262V261H176ZM194 262V261H193ZM218 262V261H217ZM248 262V263H250ZM61 263V264H62ZM185 263V262H184ZM183 263V264H184ZM214 263V262H212ZM222 263V261H221ZM224 263V262H223ZM238 263H234V264H238ZM247 263V264H248ZM256 263V262H255ZM258 263V262H257ZM23 264V262H22ZM153 264V263H151ZM157 264V263H156ZM162 264V263H161ZM177 264V263H176ZM181 264V263H180ZM205 264V263H204ZM219 264V263H218ZM230 264V263H229ZM245 264V261H244ZM251 264V263H250Z\"/></svg>",
  "mask_w": 264,
  "mask_h": 264
}]
</instances>
